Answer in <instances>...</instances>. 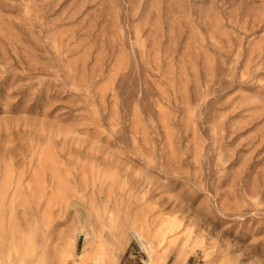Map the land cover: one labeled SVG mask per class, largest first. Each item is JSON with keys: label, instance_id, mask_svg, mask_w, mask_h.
Segmentation results:
<instances>
[{"label": "rangeland", "instance_id": "obj_1", "mask_svg": "<svg viewBox=\"0 0 264 264\" xmlns=\"http://www.w3.org/2000/svg\"><path fill=\"white\" fill-rule=\"evenodd\" d=\"M0 249L264 264V0H0Z\"/></svg>", "mask_w": 264, "mask_h": 264}, {"label": "bare ground", "instance_id": "obj_2", "mask_svg": "<svg viewBox=\"0 0 264 264\" xmlns=\"http://www.w3.org/2000/svg\"><path fill=\"white\" fill-rule=\"evenodd\" d=\"M89 234H90V233H88V232H85L84 234L81 233V235H84L85 238H87ZM78 236H79V235H78ZM94 237H95V236H94ZM94 237H92V238L94 239ZM89 239H91V237H90ZM88 241H90V240H88ZM93 241H94V240H93ZM4 253H5L4 250H3V249H0V260H3V259H4ZM6 255H7V254H6ZM1 262H2V261H1ZM1 262H0V263H1ZM3 262L6 263L5 261H3ZM3 262H2V263H3ZM7 262H8V261H7ZM8 263H9V262H8ZM8 263H7V264H8Z\"/></svg>", "mask_w": 264, "mask_h": 264}, {"label": "water", "instance_id": "obj_3", "mask_svg": "<svg viewBox=\"0 0 264 264\" xmlns=\"http://www.w3.org/2000/svg\"><path fill=\"white\" fill-rule=\"evenodd\" d=\"M81 238H82V236H81Z\"/></svg>", "mask_w": 264, "mask_h": 264}]
</instances>
